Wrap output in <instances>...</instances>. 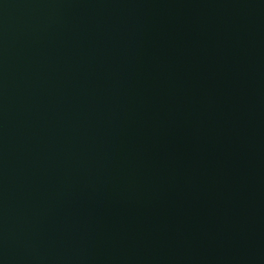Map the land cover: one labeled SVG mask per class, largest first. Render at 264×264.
Masks as SVG:
<instances>
[{"label":"water","instance_id":"1","mask_svg":"<svg viewBox=\"0 0 264 264\" xmlns=\"http://www.w3.org/2000/svg\"><path fill=\"white\" fill-rule=\"evenodd\" d=\"M0 264H264V0H0Z\"/></svg>","mask_w":264,"mask_h":264}]
</instances>
